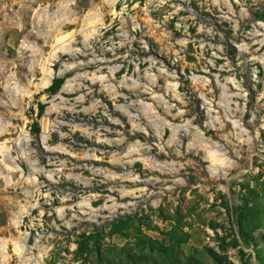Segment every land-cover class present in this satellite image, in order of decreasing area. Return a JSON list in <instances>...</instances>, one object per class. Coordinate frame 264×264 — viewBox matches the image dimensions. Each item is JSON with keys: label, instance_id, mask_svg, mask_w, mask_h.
<instances>
[{"label": "rangeland", "instance_id": "374dc122", "mask_svg": "<svg viewBox=\"0 0 264 264\" xmlns=\"http://www.w3.org/2000/svg\"><path fill=\"white\" fill-rule=\"evenodd\" d=\"M0 264H264V0H0Z\"/></svg>", "mask_w": 264, "mask_h": 264}, {"label": "bare ground", "instance_id": "6f19581e", "mask_svg": "<svg viewBox=\"0 0 264 264\" xmlns=\"http://www.w3.org/2000/svg\"><path fill=\"white\" fill-rule=\"evenodd\" d=\"M108 3L110 4V6L114 5V0H108ZM67 12H68L67 6L61 5V4L57 5L56 10H55V14H54L55 16H54L53 20L51 21V23L49 25V26H51V30H50L51 33L52 32L55 33V31H60L63 27H67L68 26V23L65 22L64 16H63ZM91 15L93 16V14H90L89 17H91ZM50 36H52V35H50ZM208 130L209 129H206V132Z\"/></svg>", "mask_w": 264, "mask_h": 264}]
</instances>
